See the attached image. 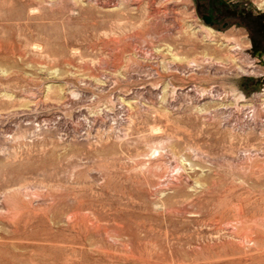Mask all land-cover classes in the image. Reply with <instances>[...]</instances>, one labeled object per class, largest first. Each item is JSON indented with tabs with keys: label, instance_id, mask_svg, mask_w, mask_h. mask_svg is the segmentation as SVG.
Masks as SVG:
<instances>
[{
	"label": "rangeland",
	"instance_id": "1",
	"mask_svg": "<svg viewBox=\"0 0 264 264\" xmlns=\"http://www.w3.org/2000/svg\"><path fill=\"white\" fill-rule=\"evenodd\" d=\"M0 264H264V0H0Z\"/></svg>",
	"mask_w": 264,
	"mask_h": 264
},
{
	"label": "bare ground",
	"instance_id": "2",
	"mask_svg": "<svg viewBox=\"0 0 264 264\" xmlns=\"http://www.w3.org/2000/svg\"><path fill=\"white\" fill-rule=\"evenodd\" d=\"M206 29H207V27H206ZM200 30H201V29H199V30H198V31H199V33H200ZM202 30H203V29H202ZM207 31H208V33H207V34H208V36H209V37H213V36L215 35V32H214V30H213V29H210V28H208V30H207ZM201 32H202V31H201ZM214 37H215V36H214ZM211 41H212V40H211Z\"/></svg>",
	"mask_w": 264,
	"mask_h": 264
}]
</instances>
